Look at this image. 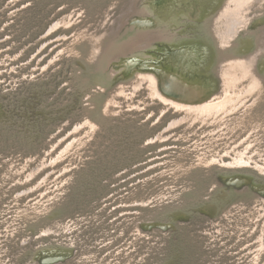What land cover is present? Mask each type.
Listing matches in <instances>:
<instances>
[{"label":"rangeland","instance_id":"1","mask_svg":"<svg viewBox=\"0 0 264 264\" xmlns=\"http://www.w3.org/2000/svg\"><path fill=\"white\" fill-rule=\"evenodd\" d=\"M196 5L0 0V264H264V0Z\"/></svg>","mask_w":264,"mask_h":264},{"label":"bare ground","instance_id":"2","mask_svg":"<svg viewBox=\"0 0 264 264\" xmlns=\"http://www.w3.org/2000/svg\"><path fill=\"white\" fill-rule=\"evenodd\" d=\"M196 1V7H193L191 6V9L193 11H198L197 9H201L202 8V2L203 0H195ZM263 1V0H262ZM177 2V0H153V3H154V7L156 10H159L160 8L164 9V10H160L159 11V15L158 17L156 18V20H164V18H168L170 16V18H174L175 17V14H171L170 13V10L169 8L170 7H174L175 3ZM198 2V3H197ZM195 3V2H194ZM169 6V8L167 7ZM205 9V8H203ZM206 11V10H205ZM143 12H147V13H151L153 12V9L147 7L143 10ZM162 12V13H161ZM169 18V19H170ZM147 21L149 22L150 19L149 18H141V19H137L136 22L139 23V24H144V23H147ZM147 25V24H146ZM144 25V26H146ZM167 27H162V26H159L157 28V30H150L148 29L147 27L144 28V29H141L139 31H135L133 34V32H129L127 35H129L130 39L126 41V38H124L123 40L124 41H114L113 44L110 46L109 50L107 51V54L105 56H103L102 58V61L104 60V57H105V61L109 60L112 56H113V52L118 50H122L124 51V53L126 52V50L128 49H131L132 47H128V44L127 42H130V46L131 45H135L137 44V46L135 47H139V46H142L145 42H139L137 43L135 40L137 38V36H140V41L142 40H146L148 37L151 36V34L154 35V38L156 39H162V40H171L173 37L172 35H167L165 33V31H167ZM160 30V31H159ZM152 31V32H151ZM134 47V48H135ZM132 48V49H134ZM181 51V50H180ZM173 52L171 54H169V56L171 57V59L173 61H176L177 60V57L180 55V53L182 52ZM191 51V50H190ZM193 52V51H192ZM191 52V53H192ZM193 54V53H192ZM192 54H190L192 56ZM182 55V54H181ZM194 55V54H193ZM184 57H186V54L185 55H182ZM180 57V56H179ZM181 58V57H180ZM182 60V59H181ZM104 61V62H105ZM186 61V60H185ZM172 62V61H171ZM133 61H125L122 65H120L123 70L125 71L126 74H130V70H132V73L134 74L136 71L133 68ZM103 64V63H102ZM142 65V64H141ZM146 65V64H145ZM188 66V64H187ZM186 67V65H185ZM158 68V67H157ZM141 69V68H140ZM163 69V68H162ZM163 80H164V85L166 86H170L171 89H173V91L176 90V92H182L184 91L185 93H196V90L199 89V87L197 86V84H189L186 79L184 80L182 77H177L176 74H174L173 72L169 71V72H164L163 71ZM162 79V78H161ZM101 80V79H99ZM188 80V79H187ZM195 83V82H194Z\"/></svg>","mask_w":264,"mask_h":264}]
</instances>
